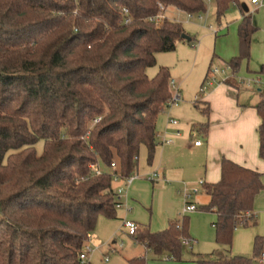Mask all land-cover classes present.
<instances>
[{"label":"trees","instance_id":"16d2710c","mask_svg":"<svg viewBox=\"0 0 264 264\" xmlns=\"http://www.w3.org/2000/svg\"><path fill=\"white\" fill-rule=\"evenodd\" d=\"M212 1L216 21L239 5ZM168 8L206 11L203 0H0V264H79L98 217H115L112 176L134 175L142 146L152 164L171 75L160 67L149 78L147 69L157 54L174 52L185 34L176 21H152ZM255 31L251 17L243 15L240 55L228 64L232 78L249 58ZM232 78L224 84L236 88ZM255 110L258 156L264 160V93ZM201 113L208 116V108ZM41 141L39 155L35 146ZM261 176L223 159L220 180L204 186L209 202L199 210L216 215L217 245L228 250L238 227L255 225ZM188 228L183 216L164 231L138 232L134 241L157 257L166 253L180 261ZM262 245L256 238L251 258L197 264H253Z\"/></svg>","mask_w":264,"mask_h":264},{"label":"crops","instance_id":"0c3cea01","mask_svg":"<svg viewBox=\"0 0 264 264\" xmlns=\"http://www.w3.org/2000/svg\"><path fill=\"white\" fill-rule=\"evenodd\" d=\"M168 9L163 13V17L169 21H176L167 15ZM240 12L241 21L243 15L247 14L244 13L241 6ZM249 16L256 28L252 15ZM161 54H157L156 59ZM211 64L210 62L208 70ZM216 67L222 68L223 66ZM171 80L174 81L172 75ZM236 81L239 87L216 84L199 98L202 105L200 112L205 108L209 110L204 122L196 124L186 104L176 106L177 110L169 112L164 118L165 120L161 119V115L157 118V146L153 162L148 165L145 160L139 166L138 156L137 170L134 174L135 179L126 188L122 197V202L127 207L128 205L131 207L132 213L128 214V211L122 209L115 214L114 218H111L122 221L127 217L139 226L140 231L147 229L151 233L161 232L166 230L169 224L174 222L178 216H182L184 200L180 196V191L183 184L195 185L197 182L202 181L205 186L206 184L217 183L220 180V164L223 159L262 174L263 190L256 196L252 209L256 222L252 226L254 230H235L228 250L215 243L213 224L216 221V215L214 213L198 212V206H204L209 202V197L205 194L204 189L193 197L192 203L197 211L189 213L190 215L187 214L191 216V218H188L189 243L183 244L182 247L183 257H185L184 248L190 249L191 256L189 260L191 264L197 263L199 260L217 261L231 256L251 258L256 238L262 239L261 253L264 252V160H261L258 156L260 118L255 110L260 94L264 92L257 89V94H253L243 90L244 87L246 89L251 88V86L260 87V79L249 81L247 83L249 85L241 84L239 80ZM175 84L178 90H181V83L177 84L175 81ZM196 99H198V96ZM169 118L176 120L177 125H168L167 119ZM197 125H199L198 129H196ZM204 125H206L205 129L202 128ZM166 130L167 134L166 132L163 134ZM175 131H179L180 136H174ZM197 134L202 136L201 146L199 147L194 146V142L199 140L195 139ZM166 136L173 140L172 144H162ZM142 147L139 154L142 153ZM144 153L146 157V149ZM153 174H157L158 180H149ZM119 185L121 184H113L114 189ZM180 208H182L181 211ZM97 235L96 232L91 234V244L94 241L99 243ZM114 245L113 243L112 247L116 246ZM132 245L136 249H142L132 258L138 257L146 260L147 256L151 255L155 260L169 259L166 253L158 257L155 256L150 250L136 243L134 238H132ZM253 263L258 264V258L254 259Z\"/></svg>","mask_w":264,"mask_h":264},{"label":"rangeland","instance_id":"374dc122","mask_svg":"<svg viewBox=\"0 0 264 264\" xmlns=\"http://www.w3.org/2000/svg\"><path fill=\"white\" fill-rule=\"evenodd\" d=\"M203 1L206 11L201 14L188 16L174 8L168 9L167 15L181 24L185 34L192 39V42H178L174 52L162 53L156 59L155 66L147 69V76L153 78L161 65L162 67L166 65L170 75H172V79L177 84L181 83L182 85H180V101L177 105L165 107L160 114L161 116L159 115L163 120H165L164 118L169 112L177 110L176 106L179 107L186 104L187 108L191 111L195 123L204 122L205 116L200 112L202 105L199 102L200 99L196 98L197 96H201L200 88L208 73L207 68L210 62L212 63L210 68L220 65L228 67L229 62L240 55L237 34L241 18L240 6L245 14L252 15L256 24V31L252 35L249 58L241 61L238 72L230 80L239 87L236 80H239L241 84H247L254 79H260V87L251 86V88L247 89L244 87L243 90H247L253 94H257V89H261L264 92V75L259 74V67L264 64V0H261L262 5L260 6L251 5V0H238L239 7L232 5L220 21H216L215 19L214 2L212 0ZM195 100H198V102H194ZM196 105H198V108ZM198 128L199 125L196 126V129ZM165 132L167 133V130L163 134ZM195 139L202 140V136L197 134ZM42 148V141L35 146L36 152L39 155L42 153ZM144 152L145 147H142V153L140 152L138 155L139 166L146 160ZM128 207L130 208V212L128 211L127 213H132L131 207L129 205ZM201 207L198 206V212H201L199 210ZM119 210L115 209L116 213ZM189 215H185L184 217L191 218ZM182 217L178 216L175 221ZM125 219L130 220L127 217ZM122 225L123 220H113L103 216L98 217L94 233L96 232V235L98 233L97 239L99 243L95 241L92 243L96 249L90 255V264H126L125 262L128 259H131L132 256L142 251V249H136L132 245V238L125 234ZM237 229L243 231L254 230L252 226L238 227ZM138 232H140V229ZM113 243L116 245H114L117 249L116 252H111L110 250ZM120 245L122 246L120 247ZM190 253V249L185 247V257L181 255L180 261L166 258L155 260L151 255H148L146 260L147 264H191L189 260ZM105 257L109 258L107 263L104 261Z\"/></svg>","mask_w":264,"mask_h":264},{"label":"built area","instance_id":"2783aa9c","mask_svg":"<svg viewBox=\"0 0 264 264\" xmlns=\"http://www.w3.org/2000/svg\"><path fill=\"white\" fill-rule=\"evenodd\" d=\"M73 1L76 2L77 0H73ZM251 4L255 6H260L262 5V1L261 0H251ZM162 10L163 8L161 7V11ZM192 15L193 14H188V16H192ZM164 19L165 18L163 17V14H159L154 19H152V21L155 24L159 25L164 21ZM232 77L233 76H231L230 74L229 66L228 67L223 66L222 68H217V67L210 68L200 88L201 96L212 86L216 84H224L226 80ZM168 88L171 94V98L167 102L165 107L177 105V103L180 101V94H179L178 88L176 87L175 81L170 80L168 84ZM201 96H199L198 99ZM95 122H98V120H96ZM167 122H168V125L170 126L177 125V121L172 118H169ZM174 136H180V132L175 131ZM172 143H173V140L171 138H168L167 136L162 141V144L164 145H170ZM194 146L195 147L201 146V141L200 140L195 141ZM115 167H116L115 163H112L111 168L113 169ZM90 168L93 170V172H95L96 175H99L102 172L101 168L97 164L91 165ZM112 177H113L112 178L113 184H119V183L121 184L115 189V207L114 208L118 210L124 209L126 211H129V208L122 202V197L124 196V191L126 190V188L129 187L131 183L134 181L135 175H132L125 180H121L118 174H114ZM149 180L151 181L158 180L157 174H153L149 178ZM203 189H204V183L202 181L197 182L195 185L183 184V187L180 191L181 197L184 200L182 216H185L189 213L197 211V208L192 203V199L194 196L199 194L201 190ZM122 228L125 234L129 237L135 238L138 235L139 226L134 221L124 219ZM188 243H189L188 240L183 241V244H188ZM121 246L122 245H120V247ZM95 249L96 248L91 244V235H88V239L82 246V250L79 254V264H90V255L94 252ZM110 250L111 252L117 251L115 247H111ZM108 259H109L108 257H105L104 261L107 262ZM258 264H264V252H262L258 256Z\"/></svg>","mask_w":264,"mask_h":264},{"label":"water","instance_id":"95a60500","mask_svg":"<svg viewBox=\"0 0 264 264\" xmlns=\"http://www.w3.org/2000/svg\"><path fill=\"white\" fill-rule=\"evenodd\" d=\"M181 38H182L184 41H186V42H189V41H190V37L187 36L186 34H183V35L181 36Z\"/></svg>","mask_w":264,"mask_h":264}]
</instances>
